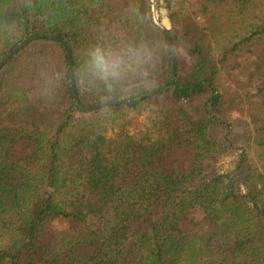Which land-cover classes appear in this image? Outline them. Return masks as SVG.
<instances>
[{"label": "trees", "instance_id": "16d2710c", "mask_svg": "<svg viewBox=\"0 0 264 264\" xmlns=\"http://www.w3.org/2000/svg\"><path fill=\"white\" fill-rule=\"evenodd\" d=\"M0 0V264H264V0ZM100 48L118 63L101 80ZM111 72L112 69H109Z\"/></svg>", "mask_w": 264, "mask_h": 264}, {"label": "water", "instance_id": "95a60500", "mask_svg": "<svg viewBox=\"0 0 264 264\" xmlns=\"http://www.w3.org/2000/svg\"><path fill=\"white\" fill-rule=\"evenodd\" d=\"M155 1H156V4L159 5L160 11H161V21L157 25L164 30L165 37H166V40H167L169 54H170V64H171L170 80H172L173 76H174V69H175V52H174L173 45H172V40H171V29H170V23H169V19H168V11L166 9L165 0H155ZM40 38L56 39L57 41H59L62 44L63 49L65 51L66 60H67L68 77H69V82H70L71 95L75 99V104L78 107V109H80L82 111H92V110H95L97 108L107 106L109 104H128V105H133V104H136V103L140 102L144 98L157 93L160 89H162L164 87V85H162V86H160V87H158L156 89H153V90L143 94L142 96H140L135 101L109 100V101H106V102L97 103V104L92 105V106H83L76 99V93H75V89H74V80H73V74H72V64H71L70 53H69L68 47H67L66 43L60 37H54V36H52L50 34H36V35L30 37L29 39H27L26 41H24L21 45H18L16 47H14L12 50H10L0 60V68L4 65V63L6 61H8L13 55H15L18 51H20L28 43H30V42H32L34 40L40 39Z\"/></svg>", "mask_w": 264, "mask_h": 264}, {"label": "clouds", "instance_id": "9594fccd", "mask_svg": "<svg viewBox=\"0 0 264 264\" xmlns=\"http://www.w3.org/2000/svg\"><path fill=\"white\" fill-rule=\"evenodd\" d=\"M90 61L89 67L95 72L99 73L101 80H106L109 75L117 76L116 69L119 67L118 63L110 60L102 53L100 48H95L89 53ZM109 69H112L110 72Z\"/></svg>", "mask_w": 264, "mask_h": 264}]
</instances>
